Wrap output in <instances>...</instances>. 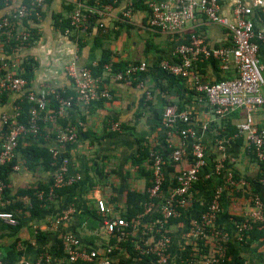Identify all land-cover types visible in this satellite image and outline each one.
<instances>
[{
	"label": "crops",
	"instance_id": "0c3cea01",
	"mask_svg": "<svg viewBox=\"0 0 264 264\" xmlns=\"http://www.w3.org/2000/svg\"><path fill=\"white\" fill-rule=\"evenodd\" d=\"M24 1L11 0L0 10V18L14 11ZM132 1L106 0L110 11L101 14L92 34L77 41L74 31L68 34L70 29H63L72 13L69 1L48 0L37 22V41L30 48L19 52L20 59L30 57L38 64L29 87L34 92L61 91L73 96L74 85L66 68L76 54L80 56V66H97L103 51L109 50L112 53L110 64L146 61L149 67L140 78L119 82L108 73L106 67L110 64H107L101 78L111 92L110 100L96 102L88 108L75 106L67 112L62 123L43 121L41 135H27L21 139L17 150L20 170H12L7 180L11 198L7 204L14 207L12 213L18 225L10 226L0 220V256L16 245L19 256L15 264L34 262L42 256H46L50 264H69L58 257V250L61 238L70 234L78 237L90 250L105 251L112 247L115 248L114 258L117 261L132 262L134 258L127 247L116 249V232L104 224L97 203L102 201L106 204L111 211L109 218L123 219L128 192L143 195L148 190L150 160L138 166L141 154L145 157L147 151H150V155L160 151L164 154L171 149L170 143L180 144V137L175 134L170 138L163 125V110L167 102L191 113L192 125L202 138L208 161V167L192 192L188 215L170 227V264H180L188 244L185 239L187 223L200 218L217 188L223 189V196L216 226L229 235L234 249L233 254L228 256L227 264H237L238 258L248 264H264V240L251 245L236 240V225L243 222L246 213L251 210L248 190L264 199V185L259 183L260 166L248 152L246 138L234 139L235 133L229 134L244 120L245 112H235L219 119L196 88V79L215 83L235 77V66L231 65L225 70L220 61L208 60L202 62L189 77L165 72L158 63L162 59H175L170 42L173 37L149 29L148 11L129 10ZM221 2L224 15L230 17L235 0ZM254 7L253 19L257 32H263V8ZM127 12L129 16L125 15ZM188 27V32L200 33L212 46L230 45L232 42L226 29L210 24L204 18H198ZM98 38L102 39V44L96 48ZM5 58V50L0 43V63ZM260 59L264 63V46ZM21 98L23 94L8 93L5 103L0 104V117L3 114L13 115ZM49 110L52 111L51 108ZM252 118L258 128H264V105L252 113ZM114 123H120V131L111 129ZM69 127L75 128L77 139L61 144L57 141V135ZM1 136L0 123V144ZM34 148L58 150L61 157L68 160V175L76 178L68 194L59 197L51 195L38 214H32L28 208L30 197L19 192L38 190V196L43 198L44 189L54 181L60 164L46 170L42 159L30 160L26 157V152ZM219 159H224L226 167L233 172L238 183L234 190L227 186L224 178L213 172V164ZM189 162L187 160L173 166L174 171L168 173L170 185L178 172L189 166ZM65 213H71L69 220L57 225Z\"/></svg>",
	"mask_w": 264,
	"mask_h": 264
},
{
	"label": "built area",
	"instance_id": "2783aa9c",
	"mask_svg": "<svg viewBox=\"0 0 264 264\" xmlns=\"http://www.w3.org/2000/svg\"><path fill=\"white\" fill-rule=\"evenodd\" d=\"M11 0H5L6 6ZM48 0H25L14 11L0 18V43L7 46L12 54L30 48L36 41L32 29H37L41 13ZM74 7L69 21L71 31L76 33L77 41L92 34L91 15L99 18L105 11H110L104 0H68ZM148 7V27L177 39L173 45L172 55L175 59H162L159 67L175 76L189 77L204 61H220L225 70L235 66L236 76L215 83L202 82L196 79V88L208 101L214 115L224 119L229 115L243 111L244 120L236 125V138H246L248 152L260 166L259 183L264 185V128H258L252 118V113L264 105V63L260 54L264 46V31L257 32L253 15L255 6L263 8L264 0H235L231 16L223 13L221 0H144ZM131 4L129 5V10ZM129 16L127 12L125 14ZM198 18H204L208 23L226 29L231 37L230 45L212 46L205 37L196 31L188 32L189 24ZM24 22L29 29L24 27ZM80 56L76 54L67 66V73L74 85L73 96L62 98L56 91L30 90L28 81L17 75L14 64L12 70L6 71L0 77V100L4 93H20L33 104L27 124L20 123V106L16 104L13 115L3 114L0 117L3 132L1 139L0 168L11 164L17 158L20 139L27 135H40V122H58L67 117V112L75 106L90 107L96 102L110 100V90L104 86L101 77H95L87 66L79 65ZM113 64L106 67L115 81L130 82L135 80L140 72H145L149 65L146 61L130 64L125 71L114 72ZM57 96L59 107L56 111L49 110V96ZM149 94V92H148ZM190 112L181 110L176 105L168 104L163 110V125L172 138L175 134L181 139L179 145L170 143L171 154L165 160L164 154L154 152L150 159V171L153 174L151 188L148 189L149 199L143 205L144 212L135 220L127 222L124 219L109 218L111 211L102 201L97 203V209L104 224L116 233V249L130 242L133 248V261L120 262L114 258L115 248L105 251L90 250L74 235H64L61 243L65 261L69 264H170L172 238L170 223L182 217L191 201L193 186L208 167L206 149L202 138L193 127ZM113 131H120V123L111 126ZM75 128L60 131L57 141L61 144L77 139ZM222 147H219L221 149ZM54 165L60 164V169L54 178L51 193L55 189L74 186L76 178L68 175L67 159L60 158V152L52 149ZM189 160V166L178 172L173 184L168 182L170 166ZM213 172L222 177L229 187H236L233 172L226 167L225 160L219 159L213 164ZM13 170H20L18 165ZM245 185V184H243ZM6 189L0 180V204ZM223 189L217 188L199 219H191L187 223L185 239L189 252L182 258L180 264H227V244L229 235L216 226L221 212ZM251 210L246 213L244 221L236 225L237 242H245L248 233L255 224L264 228V200L260 195L249 190ZM71 213H65L57 221L62 225L69 220ZM0 220L10 226L18 225L16 217L11 212L0 211ZM0 264H4L0 256ZM22 264H50L46 256L34 262L25 261ZM243 264H248L244 262Z\"/></svg>",
	"mask_w": 264,
	"mask_h": 264
},
{
	"label": "trees",
	"instance_id": "16d2710c",
	"mask_svg": "<svg viewBox=\"0 0 264 264\" xmlns=\"http://www.w3.org/2000/svg\"><path fill=\"white\" fill-rule=\"evenodd\" d=\"M103 3H104V5H107L106 0H104ZM5 7H6L5 0H0V10L5 8ZM131 9H140V10H147V11L149 10L147 5H146V3L144 2V0H133L132 1V5H131ZM71 10L72 11L74 10L73 6L71 7ZM97 21H98L97 15L92 14L90 22H91V25L93 27L96 25ZM34 24H37V23H35V21H34ZM24 27L29 29V25L26 24V22H24ZM122 27L124 28L125 24ZM67 28L71 29L70 21L67 22L65 24V26L63 27V29H67ZM32 31L34 33H37V35L35 36V41H37L38 30L37 29H32ZM101 41H102V39L98 38L97 43H96V48L101 46V44H102ZM4 47H5V52L6 53L12 54V52L8 49L7 46H4ZM111 62H112V53L109 50H104L103 53H102L101 60L99 61L98 65L97 66H87V67L92 70V72H93L95 77H102V75H103V73L105 71V66L107 64H110ZM3 63L9 64L8 60H5L2 63H0V77L3 76V74H4V71L2 70ZM136 63L137 62L132 63V64H136ZM128 65H130V64H127L125 62H119V63H114L112 66H113L114 72H118V71H125V69H126V67ZM199 65H201V64H199ZM37 66H38V64H37V62L34 59H32L30 57H27V58H25V59H23L21 61V64H20L19 68L17 69V75L19 77H22V78L26 79L28 81L29 87H31V83L34 80L35 70H36ZM143 73H145V72H140L137 75L136 79L138 77L140 78ZM7 95H8V93H4L1 96L0 104L5 103V101L7 99ZM58 95L60 97H62V98H68V97L72 96L71 94H66V93L61 92V91H59ZM17 105H19L20 108H21L20 111H19V116L17 117L18 121L20 123L27 124L29 122V119H30V115H31L30 113H31V109L33 107V104L30 103L27 98L23 97L20 100H18ZM165 105L167 106L168 103L166 102ZM58 107H59V103H58V100H57V96L54 95V94H51L49 96V108H51L52 110L56 111L58 109ZM61 120H63V118L60 119L59 121H61ZM61 123H62V121H61ZM43 125H44L43 121L40 122L41 132L43 131L42 130V126ZM3 132H5L4 129H2V134H3ZM41 132H40V135H41ZM235 132H236V128L232 129L229 132V134H234ZM28 136L29 137H34L32 135H28ZM20 141H21V139H20ZM1 145H2V143L0 144V152H1ZM19 145H20V142H19ZM18 148H19V146H18ZM171 152H172V150L170 149L166 153H164L165 160L168 158V156L171 154ZM146 153H147L146 157L143 156V154H141V156H140L141 160L137 162L138 166H141L142 163L145 162L146 160H150L151 159L150 151H147ZM26 157H28L30 160H34L36 158L37 159H42L43 165H44L46 170L52 169L55 166L54 165L55 161L53 159V155H52L51 151L48 148H34V149H31L30 151L26 152ZM60 158H62V157L60 156ZM15 165H17V158L11 164L0 168V180H2L5 183V185H6V189H5L4 196H3L4 205L0 204V211L11 212L12 213V211L14 209L13 206H10L9 204H7V201H9V199H11L9 197V192L10 191L7 189V183H8L7 180H8L9 173L13 170V166H15ZM173 171H174L173 166H170L169 169H168V173L173 172ZM148 178H149V186H148V189H149L152 186L151 185V180L153 178V174H152L151 171L148 172ZM200 178H201V176H200ZM200 180L197 183L194 184L193 190L196 187V185L200 182ZM53 183H54V181L51 183V185H49L46 189H44L45 190L44 191L45 194L43 195V198H40L38 196V193H39L38 190H29V191L19 192L20 195H28L30 197L31 201H30V204H29L28 208H29V210H30V212L32 214L40 213L42 211L43 204H45L46 200H48V198L51 195H53V197H57V196L59 197V196H63V195L65 196L74 187V186H70V187H63V188L55 189L53 194H51L50 193L51 192L50 186H53ZM253 193H255V192H253ZM148 199H149L148 190L143 195L137 194L135 192H128L127 200H126V211H125V214H123L122 218L124 220H126L127 222L135 220L138 216L143 214V212H144L143 205L148 202ZM205 208H206V206H205ZM187 215H188V212H183L182 217L180 219H178V220L172 221L170 223V225L178 223L180 221H183L184 218ZM240 221H242V220H240ZM240 221H238V222H240ZM248 235H249V238H247L245 242H242V244L251 245L253 243H257V242H259L261 240H264V228L260 229V225L259 224H255L254 228L248 233ZM122 246L127 247V250H129L131 255L134 254L133 248H132V245L130 244V242H127V243H125ZM233 251H234L233 245H232L231 242H229L227 244V256L230 257L233 254ZM187 254H189V252H185L183 254L182 258L186 257ZM18 256H19V254L17 252L16 245H12L11 247H9L7 249L5 254L3 256H1V259H2L4 264H15L16 261H17ZM58 257L63 259V260L65 259L64 250H63V246H62L61 242L59 244ZM236 263L237 264H243L244 262H243V260L241 258H238Z\"/></svg>",
	"mask_w": 264,
	"mask_h": 264
},
{
	"label": "rangeland",
	"instance_id": "374dc122",
	"mask_svg": "<svg viewBox=\"0 0 264 264\" xmlns=\"http://www.w3.org/2000/svg\"><path fill=\"white\" fill-rule=\"evenodd\" d=\"M38 30V29H37ZM176 40H180V37H178L177 39H172L170 42H171V46L174 45V42ZM4 50H5V47H4ZM5 56L6 58L3 60H8L9 64L7 63H3L2 65V70L4 71V73L6 71H9V70H12V66L14 64L15 67V71L17 72V69L19 68L20 64H21V61L22 59H20L19 57V53H16V54H9V53H6L5 52ZM237 186H238V183H237ZM245 186V185H244ZM229 188H232L233 190L235 189L234 187H229ZM242 188V187H241ZM247 198H248V201H249V190H248V194H247ZM250 202V201H249Z\"/></svg>",
	"mask_w": 264,
	"mask_h": 264
}]
</instances>
